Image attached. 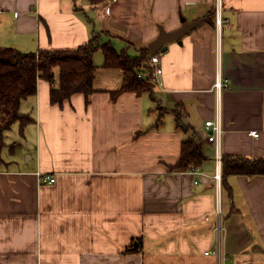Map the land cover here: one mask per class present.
Listing matches in <instances>:
<instances>
[{
    "label": "crops",
    "instance_id": "0c3cea01",
    "mask_svg": "<svg viewBox=\"0 0 264 264\" xmlns=\"http://www.w3.org/2000/svg\"><path fill=\"white\" fill-rule=\"evenodd\" d=\"M217 4L0 0V47L24 53L74 50L101 34L137 56L161 28L209 17L158 53L162 84L152 93L112 95L124 75L104 67L102 50L89 98L54 104L51 84L38 80L20 106L33 121L16 122L0 150V264H219V198L222 264H264V175L222 176L219 185L205 127L220 101L221 175L224 155L264 158V0H222L221 32ZM189 138L203 160L175 171Z\"/></svg>",
    "mask_w": 264,
    "mask_h": 264
},
{
    "label": "trees",
    "instance_id": "16d2710c",
    "mask_svg": "<svg viewBox=\"0 0 264 264\" xmlns=\"http://www.w3.org/2000/svg\"><path fill=\"white\" fill-rule=\"evenodd\" d=\"M98 50L104 53V67L123 71L122 87L112 95L153 92L155 84L152 73L145 72L144 78L138 77L143 63L152 55L149 48L141 49L137 56H130L126 51H118L111 41L105 42L101 34L94 35L90 41L74 50L41 49L24 53L14 48L0 47V150L5 145V133L16 122L24 127L33 121L21 112L20 106L22 100L37 93L39 79L51 84V101L54 104H63L77 93L89 98L96 92L94 79L97 67L93 56ZM176 121L178 128L187 129L181 123L180 114H177ZM202 160L197 143L189 138L182 144L180 160L171 169L188 171L192 166L197 167ZM222 161L223 180L233 175H264V158L224 155Z\"/></svg>",
    "mask_w": 264,
    "mask_h": 264
},
{
    "label": "built area",
    "instance_id": "2783aa9c",
    "mask_svg": "<svg viewBox=\"0 0 264 264\" xmlns=\"http://www.w3.org/2000/svg\"><path fill=\"white\" fill-rule=\"evenodd\" d=\"M94 3H108L112 0H92ZM114 1V0H113ZM217 13H216V29L221 32L222 26L224 24V18L222 15V0H217ZM145 72H151L152 73V80L154 84H157L161 86L162 81L161 77L163 74V69L160 66V54H154L151 55L147 61H145L142 65L141 71L138 73L139 78H144L145 77ZM215 87L220 94L223 87L224 83L221 79V76L218 75L217 81L215 84ZM206 130L208 132V141L211 143H214L216 146V151H217V157H218V167H217V172L215 175V179L220 185L221 180H222V175H221V154H220V148H221V141L222 137L224 134V127H223V121H222V112H221V103L219 101L218 103V110H217V116L214 120H209L206 121L205 123ZM251 135H254L255 137H258L259 134L257 131H252ZM44 180L49 182V183H55L56 178L55 176H46L44 177ZM215 230L218 236V249L217 251H214L213 253L216 254L219 264H222L223 260V253H222V242H223V236H224V231H225V226H224V219L222 215V207H221V201L220 198L218 200V205H217V211H216V216H215ZM209 254V253H207Z\"/></svg>",
    "mask_w": 264,
    "mask_h": 264
},
{
    "label": "water",
    "instance_id": "95a60500",
    "mask_svg": "<svg viewBox=\"0 0 264 264\" xmlns=\"http://www.w3.org/2000/svg\"><path fill=\"white\" fill-rule=\"evenodd\" d=\"M208 20H209V17H207L206 19H200V20L194 21L192 23H184V25L180 29L172 33H166L163 30V28H161L159 37L156 39V41H154L152 44L149 45L150 52L152 54H158L160 52H165L168 48L167 43L174 41V40H178L181 43L182 42L181 38L183 36L189 34L191 31H193L199 25H201L204 21H208Z\"/></svg>",
    "mask_w": 264,
    "mask_h": 264
},
{
    "label": "rangeland",
    "instance_id": "374dc122",
    "mask_svg": "<svg viewBox=\"0 0 264 264\" xmlns=\"http://www.w3.org/2000/svg\"><path fill=\"white\" fill-rule=\"evenodd\" d=\"M98 55H100V56H97V57H101V59H104V54H103V52L102 51H99V54ZM98 66V65H97ZM159 90V88L156 86L155 87V91H158Z\"/></svg>",
    "mask_w": 264,
    "mask_h": 264
}]
</instances>
